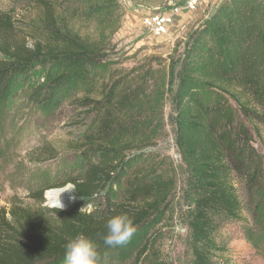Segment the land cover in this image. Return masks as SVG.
<instances>
[{
    "label": "trees",
    "instance_id": "1",
    "mask_svg": "<svg viewBox=\"0 0 264 264\" xmlns=\"http://www.w3.org/2000/svg\"><path fill=\"white\" fill-rule=\"evenodd\" d=\"M129 1L151 9L170 0ZM32 7L35 15L21 26L0 10V131L18 89L46 111L66 95L89 104L86 115L99 104L107 108L101 127L74 144L96 159L52 186H74L64 209L41 206L43 191L35 215L0 209V264H64L65 245L78 235L92 240L98 254L117 248L97 234L120 214L136 226L124 245L140 246L136 259L148 254L150 264H172L151 248L178 225L187 251L182 264H233L221 219L239 222L243 208L210 115L215 97L224 95L250 120L264 119V0L221 1L180 51L151 58L156 67L145 66L141 88L116 100L107 66L123 16L120 0H32ZM166 135L177 164L157 149ZM123 178L144 180L143 194L116 200Z\"/></svg>",
    "mask_w": 264,
    "mask_h": 264
},
{
    "label": "rangeland",
    "instance_id": "2",
    "mask_svg": "<svg viewBox=\"0 0 264 264\" xmlns=\"http://www.w3.org/2000/svg\"><path fill=\"white\" fill-rule=\"evenodd\" d=\"M221 1L202 0L194 11L176 13L169 32L156 36L145 29L141 17L156 11H170L182 0H170L151 9L120 0L123 16L120 29L112 39L113 50L107 66L113 72L112 82H116L114 100L141 88L143 83L138 76L146 70L145 66L156 67L151 58L163 59L174 50L180 51L189 34ZM0 10L9 13L16 26L36 13L32 0H0ZM75 101L66 95V99L53 103L46 111L29 101L24 89H18L6 105L0 131V209L6 216L19 208L35 215L41 191L44 198L41 206L56 208L47 193L71 184L52 186L76 175L96 159L88 149L78 150L74 144L84 133L101 127L107 106L99 104L86 115L84 110L90 109L89 104L77 105ZM215 102L217 107L210 119L221 134L243 208L241 221L221 219L223 232L232 238L233 264H264V119L250 120L227 96H216ZM157 149L174 164L178 163L170 135L159 142ZM146 185L144 180L123 178L116 186V200L131 191L138 197ZM63 192L67 198L58 209H64L73 200V189ZM183 233L181 226H171L153 241L151 249L159 251L172 264H182L187 256ZM139 247L132 248L129 244L102 252L96 264H150L148 254L136 259Z\"/></svg>",
    "mask_w": 264,
    "mask_h": 264
},
{
    "label": "clouds",
    "instance_id": "3",
    "mask_svg": "<svg viewBox=\"0 0 264 264\" xmlns=\"http://www.w3.org/2000/svg\"><path fill=\"white\" fill-rule=\"evenodd\" d=\"M74 186L69 185L61 190L55 197L52 205L56 208H62L63 204L59 200V194L65 190H72ZM107 233L97 234L103 243L109 247L124 246L129 243L136 233V226L132 219L124 214L110 217L106 223ZM97 249L95 244L89 238L78 235L69 240L65 245L64 264H96Z\"/></svg>",
    "mask_w": 264,
    "mask_h": 264
},
{
    "label": "built area",
    "instance_id": "4",
    "mask_svg": "<svg viewBox=\"0 0 264 264\" xmlns=\"http://www.w3.org/2000/svg\"><path fill=\"white\" fill-rule=\"evenodd\" d=\"M202 0H182V3L170 11H156L141 17L145 29L159 36L167 34L174 23V16L182 10L194 11Z\"/></svg>",
    "mask_w": 264,
    "mask_h": 264
},
{
    "label": "bare ground",
    "instance_id": "5",
    "mask_svg": "<svg viewBox=\"0 0 264 264\" xmlns=\"http://www.w3.org/2000/svg\"><path fill=\"white\" fill-rule=\"evenodd\" d=\"M61 190H54V191H51V192H48L47 193V197L49 200H51L52 202H55V197L56 195L60 192ZM59 200L60 202L64 201L67 197H66V194L62 191L60 194H59Z\"/></svg>",
    "mask_w": 264,
    "mask_h": 264
}]
</instances>
